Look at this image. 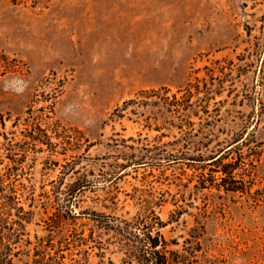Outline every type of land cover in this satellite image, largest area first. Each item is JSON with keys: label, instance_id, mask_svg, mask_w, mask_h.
<instances>
[{"label": "rangeland", "instance_id": "obj_1", "mask_svg": "<svg viewBox=\"0 0 264 264\" xmlns=\"http://www.w3.org/2000/svg\"><path fill=\"white\" fill-rule=\"evenodd\" d=\"M11 166L10 264H264V0H0Z\"/></svg>", "mask_w": 264, "mask_h": 264}, {"label": "trees", "instance_id": "obj_2", "mask_svg": "<svg viewBox=\"0 0 264 264\" xmlns=\"http://www.w3.org/2000/svg\"><path fill=\"white\" fill-rule=\"evenodd\" d=\"M221 156L215 157L217 159L214 161L221 159ZM17 171L18 168L11 166L0 174V264H10L18 256L19 251L14 250V244L26 234V223L29 222L22 202L25 185L19 182ZM14 214L17 215L16 220H13ZM15 224L18 228L14 227ZM146 235L148 244L144 249L151 263L167 264V256L159 250L166 240L160 234L154 237L150 233Z\"/></svg>", "mask_w": 264, "mask_h": 264}]
</instances>
